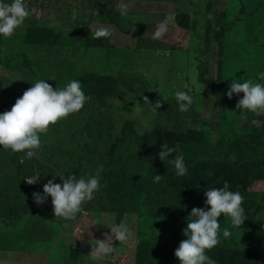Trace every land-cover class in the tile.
Masks as SVG:
<instances>
[{"label": "trees", "instance_id": "trees-1", "mask_svg": "<svg viewBox=\"0 0 264 264\" xmlns=\"http://www.w3.org/2000/svg\"><path fill=\"white\" fill-rule=\"evenodd\" d=\"M243 5L244 2L238 8L237 17L229 19L226 9L217 12L215 2L208 4L207 11L211 12V17L206 20L205 39L198 34L199 22L192 19L190 12L170 16L168 23L193 34L190 48L201 43L204 46L201 48L207 49L212 42V33L217 40V32L233 26L243 16H254L264 11V1L251 13L247 11L248 6ZM85 30V27L74 30L77 38L67 50L57 48L59 73L54 75L59 83L70 82L75 76L69 67L70 57L82 53L91 58L86 72L75 76L81 82L85 95L90 97L85 109L51 125L41 136L43 146L31 159H21L26 156V151L13 152L0 147V238L3 245L14 241L16 252L21 254H31L38 247L43 254L55 248L64 253V235L67 230L73 232V225L84 212L108 213L115 215L117 224L128 216L136 217V264H180L175 250L181 241L187 239L183 230L192 209L210 210L205 192L210 187H223L227 181L229 190L239 191L243 196L245 221L240 227H235L230 218L222 214L219 217V243L206 254L216 264H264V193L253 191L257 183L264 182V115L250 117L246 114L247 119L241 120L239 111L235 115L237 129L222 131L219 119L216 122L196 119L201 112L197 96L189 89L186 92L193 103L187 112H181L175 95L168 99L158 98L150 79L127 70L131 63L128 61L135 58L132 53L127 59L123 55L128 52L120 51L106 41L110 36L92 41L87 39ZM139 34V52L151 49L156 53L172 49L163 46L151 48L143 42V31ZM262 35L264 38V31ZM79 38L87 39L88 43H78ZM2 39L13 42L19 38L0 36ZM21 44L22 58L37 50V47L29 48L22 41ZM218 46L220 59L215 79L209 74L206 62L197 66L198 77L206 87L205 97L208 99L211 94L221 95L228 84L222 73L224 46L221 43ZM42 47L38 49L42 50ZM109 47L115 49L112 54L105 55ZM202 52L200 50V54ZM50 53L45 55L48 57ZM47 57L40 60L47 62ZM29 66L21 60L15 67L4 71L29 69ZM178 67L172 64V69L178 71ZM112 68L116 69L114 73ZM9 79L8 75L0 77V91L8 90L6 83ZM14 99L12 103L5 98L0 99L2 112L11 110L18 98ZM157 102L161 107L153 110ZM136 109L144 115L149 128L129 118ZM255 121L260 123L255 124ZM138 125H141L140 129ZM164 142L170 147L177 143L180 145L188 168L186 176L175 175L174 168L159 158L160 146ZM100 165H103L100 189L94 194V199L83 204V212L75 220L55 217L51 196L41 205L35 203L33 193L44 195V185L49 180L62 185L58 175L72 173L77 178L81 175L87 177L95 174ZM155 175L163 176L159 183L154 182ZM36 177L38 181L35 184H28L25 180ZM14 222L19 225L8 228ZM224 229L228 230V236L223 235ZM4 231H11L10 237ZM122 245L119 242L113 244L115 248ZM0 249L5 250L2 246ZM89 261L92 264V260ZM65 264H68L67 257ZM101 264L109 262L102 261Z\"/></svg>", "mask_w": 264, "mask_h": 264}, {"label": "rangeland", "instance_id": "rangeland-1", "mask_svg": "<svg viewBox=\"0 0 264 264\" xmlns=\"http://www.w3.org/2000/svg\"><path fill=\"white\" fill-rule=\"evenodd\" d=\"M150 1L159 2L150 4ZM191 1L193 4L188 0H124V3L129 4L127 16L124 17L117 8L120 0H79L78 5L71 6L60 17V20L65 24V26H62L64 31L61 33V39L65 45L59 46L57 44V47H42L43 49L40 50L39 54L41 55L51 52L47 57V62L36 60L38 58L33 57L35 53L30 56L25 55L26 58H22L24 52H22L23 46L20 39L13 42L0 40V60L2 61L0 64V77L6 75L10 77L6 83L8 90L0 91V97L12 103V100H15L14 97H22L23 93L32 86V83L41 79L51 84L54 89L57 86H65L69 81L59 83L54 76L59 73L57 48L64 47L67 50V47L73 44L74 39L77 38L75 29L85 27V34L88 35L87 39L93 41L94 38L89 32L98 27H107L112 34L106 41L115 45L120 51L128 52L123 57L129 59V53L134 55V61H128L131 62L129 64L131 69L127 68V70L142 74L146 80L150 79V85L156 91L158 98L168 99L171 95H175L176 91L189 89L197 96L198 109L201 112L199 116H196V119L207 122H216L219 119L222 131L236 130L237 119L235 115L240 111L237 110L236 105L244 94L233 93L232 98L229 99L227 93L233 79L241 83L247 80L264 83L260 79L261 75L264 74V38L262 35L264 31V11L258 12L254 16H243V19L236 21L233 26L217 32V40L212 33V42L207 49L201 48V43L190 48L193 34L172 23H168V31L162 37H155L154 32L157 23L164 21L165 18H170V16L177 13L190 12L192 19L199 22L197 26L198 34L205 39L206 20L211 17V12L207 11L208 4L215 2L217 12L226 9L229 19H234L237 17L238 8L243 2V7L248 6L247 11L251 13L264 0ZM75 11L77 13H74ZM109 20H113V22H109ZM142 31L145 37L143 42L147 46L151 48L155 46L158 48L161 46L172 47L171 51L154 53L150 49L139 52L140 48L138 46L141 41L139 33ZM87 39L79 38L77 42L87 44ZM195 39H198L196 35ZM218 43L224 46L221 57L222 73L224 78L228 80V84L221 95L211 94L208 99L205 97L206 87L199 80L197 66L202 62H206L210 71L209 74L214 79L216 78L220 59ZM114 49L115 47H109L104 54H112ZM200 50H203L202 54H200ZM187 55L190 58L189 56L187 58ZM21 60L25 62L26 66L30 64L29 69L10 68L8 72L4 71L5 68L15 67L16 63ZM90 60V57L82 53L72 55L69 67L75 76H82L86 72ZM172 64L179 66L178 71L172 69ZM115 70V68H112V73ZM75 76L73 79L77 80ZM86 105L87 103L80 112L85 109ZM1 113L2 108L0 105ZM246 114H249L250 117L256 116L251 112ZM129 118L138 121L144 128L150 127L139 109H136ZM198 123H201V121H198ZM254 123L259 124L260 122L255 121ZM141 125H138L139 129ZM253 191L264 193V182L257 183ZM122 222L130 227L132 235L126 244L116 248L114 254L100 261H93L89 256L92 251L91 241L106 239L105 234L111 235L109 226L117 224L116 217L108 213L93 214L84 212L81 219L73 225V232L67 230L64 235L66 246L64 253L55 248L51 252L43 254L41 248L38 247L31 254H21L16 252L14 241H10L8 245H3L4 242L0 238V246L5 248L4 251L0 249V264H39L36 261H42V257L47 258L53 264H65V257H67L68 264H89V260H92V264H101L102 261L109 262V264H136L137 219L135 216H128ZM18 225V222H14L8 228ZM4 232L6 236L10 237L11 231ZM77 236H80V238H77ZM92 242L94 243V241ZM115 242L118 241H113V244Z\"/></svg>", "mask_w": 264, "mask_h": 264}, {"label": "clouds", "instance_id": "clouds-1", "mask_svg": "<svg viewBox=\"0 0 264 264\" xmlns=\"http://www.w3.org/2000/svg\"><path fill=\"white\" fill-rule=\"evenodd\" d=\"M117 8L122 16H127L129 4L120 0ZM34 15L32 8L25 0H11L10 3L0 0V36L9 38L14 35L22 41V28ZM168 22L169 18H166L157 23L155 37H162L168 31ZM111 34L107 27H98L91 31L94 39L106 38ZM38 48L41 47H37V54L40 52ZM33 53L35 52L31 51L26 56ZM260 79L264 81V74ZM233 93L244 94L236 105L237 110H240L241 120L247 119V112L258 116L264 115V83L253 80L241 83L233 79L227 93L229 99L232 98ZM0 99L3 98L0 97ZM89 99L90 97L86 96L82 89L81 82L76 79L55 89L42 79L32 83L22 97L16 100L10 111L0 114V146L13 152L26 151V156L21 157L22 160L33 158L43 146L42 134H46L51 125L67 118L70 114L81 111ZM145 99L148 100L147 97ZM175 99L181 112H187L193 103L192 97L186 91H176ZM160 107L161 104L157 102L153 110ZM174 153L178 154L169 159ZM158 155L162 161L174 168L175 175L183 177L188 174L185 158L178 143L170 147L167 142H164L160 146ZM102 170L103 165H100L95 174L87 177L81 175L79 178L72 173L67 176L58 175L63 181L62 185L49 180L44 185V195L33 193L35 203L41 205L48 196H51L54 216L65 220H75L77 215L83 212V204L94 199V194L99 191ZM162 177L155 175L154 182L159 183ZM25 180L29 184H35L38 177ZM229 189L230 185L227 181L224 182L223 187L208 188L205 195L206 204L210 205V210L192 209L187 227L183 230L187 239L181 241L175 250V256L180 264H216L206 252L219 243L221 232L219 217L222 214L229 217L235 227H240L244 223L243 196L239 191ZM109 227L111 235L105 234L106 239H94L92 240L94 243L91 241L92 251L89 256L93 261H100L114 254L116 248L113 246V241L126 244L132 235L130 227L124 222L112 224ZM223 235H229L227 229L223 230Z\"/></svg>", "mask_w": 264, "mask_h": 264}, {"label": "crops", "instance_id": "crops-1", "mask_svg": "<svg viewBox=\"0 0 264 264\" xmlns=\"http://www.w3.org/2000/svg\"><path fill=\"white\" fill-rule=\"evenodd\" d=\"M25 1L28 2L35 14L34 17L22 28L21 40L26 44V46L42 47L43 45H46V47H57V44L59 46H64L65 44L62 42L61 33L64 31L62 26H65V24L60 20V17L68 8L78 5L79 0ZM158 2L159 1H150V4ZM74 13H77V11ZM11 37H14V35ZM33 57H37L40 60L42 58H46L47 56L37 54L35 52ZM42 259V261L37 260L36 262H39V264H53L50 263L47 258L42 257Z\"/></svg>", "mask_w": 264, "mask_h": 264}, {"label": "built area", "instance_id": "built-area-1", "mask_svg": "<svg viewBox=\"0 0 264 264\" xmlns=\"http://www.w3.org/2000/svg\"><path fill=\"white\" fill-rule=\"evenodd\" d=\"M5 111H3L2 113H4ZM29 184V183H28Z\"/></svg>", "mask_w": 264, "mask_h": 264}]
</instances>
